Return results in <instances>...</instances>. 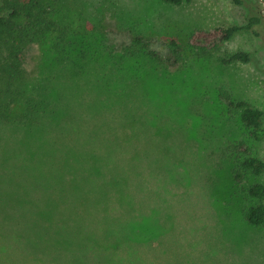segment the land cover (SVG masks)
I'll use <instances>...</instances> for the list:
<instances>
[{
    "label": "rangeland",
    "instance_id": "1",
    "mask_svg": "<svg viewBox=\"0 0 264 264\" xmlns=\"http://www.w3.org/2000/svg\"><path fill=\"white\" fill-rule=\"evenodd\" d=\"M41 5L56 31L16 32L26 41L21 77L0 98V238L11 245L2 264H46L45 257L57 264L56 245L70 247L72 257L71 247H110L126 236L127 256L67 264H264V226L245 217L258 203L247 188L264 185V171L240 167L248 155L264 160V2ZM256 13L259 26L215 48L189 44L196 31L243 25ZM236 51L250 60L222 63ZM45 91L48 105L28 114V99ZM237 100L263 111L260 139L241 121ZM9 152L14 166L19 155L38 165V177L6 171ZM61 173L54 185L65 186L64 195L50 196ZM28 183L40 190L34 201L53 206L59 232L25 238L36 232L38 207L15 195Z\"/></svg>",
    "mask_w": 264,
    "mask_h": 264
},
{
    "label": "trees",
    "instance_id": "2",
    "mask_svg": "<svg viewBox=\"0 0 264 264\" xmlns=\"http://www.w3.org/2000/svg\"><path fill=\"white\" fill-rule=\"evenodd\" d=\"M167 3L180 4L183 1L190 0H163ZM237 5H242L243 0H233ZM264 2V0H261ZM20 19L24 20V29L19 28ZM261 14H250L247 17V23L243 25H230L227 27H215L209 31H196L191 34L189 43L192 47H195L203 52L208 50V48H215L221 43L230 40L237 32L242 30H252L253 27H257L262 23ZM56 24L54 20L47 14V11L42 7L41 0H0V98H2V92L4 90L7 92L8 86L12 85L21 77L23 59H24V50L23 42L19 37L16 36V32L21 30L25 36H37L43 38V35H48L56 31ZM254 32V31H253ZM23 35V36H24ZM56 42V41H55ZM192 43H196L193 45ZM53 46L58 50H61L58 43H53ZM62 59V58H61ZM222 63L229 64L232 62H248L250 60V55L245 51H236L226 56L220 58ZM72 64V63H71ZM66 61V65H71ZM48 93L45 91L39 97L31 96L26 105V112L30 115L36 116L37 112L40 109H44L48 105ZM232 104L235 108L240 110V119L248 127L252 128V135L255 139H260L263 133V111L259 108H256L246 100H237L232 101ZM3 109V108H2ZM2 110L0 109V116L2 115ZM3 116V115H2ZM11 153H6L3 159V163L6 171H13L18 169L21 173L26 174L29 178V175L36 173L38 177L37 166H29L24 158L19 155L18 161L19 166H14L11 162ZM34 157V156H33ZM22 161V162H21ZM34 167H37L36 169ZM240 167L244 171H249L255 175H259L264 171V160L255 157V156H245L240 161ZM32 168H34L32 170ZM238 173V172H237ZM62 173L58 174L56 179L53 181L54 188H50L53 191H49L50 196L55 195H64L65 186L54 185L57 180H61ZM14 185L21 186L19 178L16 179ZM38 183V182H37ZM36 183V188L38 185ZM24 188V193H18L15 196L18 197H30V201H24L29 204H35L36 216L33 226L36 232H30L25 234V238L34 235L39 237V234L45 230L47 233L59 232L64 225L55 224L52 220L53 206L50 207L47 204L50 203H41L39 200L34 201L37 196H40V190L36 191L34 188L25 184L22 186ZM60 189V192L57 189ZM56 189V190H55ZM248 193L258 199V203L254 206L249 207L245 211V217L247 221L255 226H264V185L261 183H253L247 188ZM34 192V193H32ZM39 192V193H38ZM58 192V193H56ZM5 195V194H3ZM1 196V195H0ZM22 200V199H21ZM44 215L42 216V213ZM42 226V229L38 232V228ZM39 233V234H38ZM77 237H80L78 234ZM48 237V236H47ZM129 236H126L124 240H118L115 245L107 247H95V249H87L85 247H71L73 252V258L76 259L92 256H101V257H114L118 255H128L130 250L127 247H131V239H128ZM15 239V238H14ZM126 246V247H124ZM4 247H11L10 244L0 238V264L2 260H9L8 255L6 256ZM54 256L58 261L57 264H67L71 257L70 247H57L52 251ZM46 264H53L45 257ZM66 260V263H65ZM16 264V263H11ZM56 264V263H55Z\"/></svg>",
    "mask_w": 264,
    "mask_h": 264
}]
</instances>
